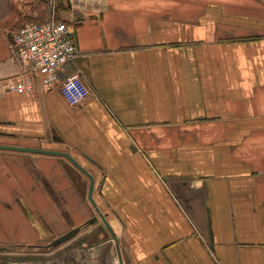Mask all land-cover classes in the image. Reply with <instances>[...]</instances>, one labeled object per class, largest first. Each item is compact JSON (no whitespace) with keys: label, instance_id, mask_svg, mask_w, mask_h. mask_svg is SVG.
Masks as SVG:
<instances>
[{"label":"crops","instance_id":"crops-1","mask_svg":"<svg viewBox=\"0 0 264 264\" xmlns=\"http://www.w3.org/2000/svg\"><path fill=\"white\" fill-rule=\"evenodd\" d=\"M66 7L74 60L21 94L11 34L45 16L39 0H0V145L69 154L114 236L68 160L0 150V215L15 219H0L1 243L75 231L69 251L91 264H264V0ZM74 72L89 93L71 106Z\"/></svg>","mask_w":264,"mask_h":264},{"label":"built area","instance_id":"built-area-1","mask_svg":"<svg viewBox=\"0 0 264 264\" xmlns=\"http://www.w3.org/2000/svg\"><path fill=\"white\" fill-rule=\"evenodd\" d=\"M56 1L50 0L54 8L51 19L43 23L25 24L11 34L10 52L16 61L26 66L28 72L23 81L8 83L9 90L21 94L30 92L33 76L39 77L43 87H51L58 82L60 71L74 60L75 42L66 24L55 19ZM62 1L66 3L71 0ZM60 91L71 106L81 104L89 93L77 72L64 80Z\"/></svg>","mask_w":264,"mask_h":264},{"label":"rangeland","instance_id":"rangeland-1","mask_svg":"<svg viewBox=\"0 0 264 264\" xmlns=\"http://www.w3.org/2000/svg\"><path fill=\"white\" fill-rule=\"evenodd\" d=\"M7 214L8 215H0V219L3 220L5 225L10 224V227H12L15 224L14 215L10 214L9 212H7ZM95 221H99L98 217ZM4 233V239L6 242H9L11 241L10 239L14 238L12 236L13 233L10 232L11 237L9 238V231L4 230L3 234ZM69 233V240L67 239L66 241L63 240V236H65L64 234H66V232L62 234L55 233L51 236L49 235L48 238L45 237L39 247L21 248L13 245L3 244L1 243L2 240H0V250L5 249L4 251H0V264H49L47 261L53 262L54 260L55 261L52 264H58V262L59 264L60 262L63 264H91V261L85 256L86 253H84V256H80L77 250H74L75 254H72L71 251L64 253L65 248L73 243V235L71 234L75 232L70 231ZM74 248L75 246L72 247L71 250ZM16 258H22L23 261H16ZM77 259H79V261H77Z\"/></svg>","mask_w":264,"mask_h":264},{"label":"water","instance_id":"water-1","mask_svg":"<svg viewBox=\"0 0 264 264\" xmlns=\"http://www.w3.org/2000/svg\"><path fill=\"white\" fill-rule=\"evenodd\" d=\"M0 150H11V151H20V152H28V153L31 152V153H36V154L59 156V157H63L66 160H68L78 171H80L82 174H84L90 180L89 191H88V200L91 203V205L95 208V211L98 214V216H99L100 220L102 221V223L104 224V226L110 232L112 237L114 236L109 225H108V222H107L105 216H103L101 211L95 207V203L92 199L94 178L90 174H88V172L76 160H74L69 154L63 153V152H54V151L38 150V149H27V148L2 146V145H0Z\"/></svg>","mask_w":264,"mask_h":264},{"label":"trees","instance_id":"trees-1","mask_svg":"<svg viewBox=\"0 0 264 264\" xmlns=\"http://www.w3.org/2000/svg\"><path fill=\"white\" fill-rule=\"evenodd\" d=\"M68 2H63L62 0H57L56 1V5H55V9H56V16L55 19L56 20H60L63 23H65V20L62 19L61 17H59V14L65 10L67 7ZM66 5V6H65ZM50 7V0H39V8L42 10V12L44 13L45 18L43 19H38L37 17H31V18H25L24 21L19 24L15 29L17 30L18 28H20L21 26L28 24V23H32V22H36V23H43L49 19H51V16H48V13L46 14L45 12L49 10ZM61 11V12H60ZM66 24V23H65Z\"/></svg>","mask_w":264,"mask_h":264},{"label":"flooded vegetation","instance_id":"flooded-vegetation-1","mask_svg":"<svg viewBox=\"0 0 264 264\" xmlns=\"http://www.w3.org/2000/svg\"><path fill=\"white\" fill-rule=\"evenodd\" d=\"M75 232V231H74ZM74 234V233H73ZM73 234H71V235H73ZM65 236H63L64 238H63V240L64 241H66L67 239H69V237H70V233H66V234H64ZM75 246V243H73V244H71L70 246H67V248H65V250H64V252H66V251H69V250H71L72 249V247H74ZM5 249H2V250H0V251H4Z\"/></svg>","mask_w":264,"mask_h":264}]
</instances>
